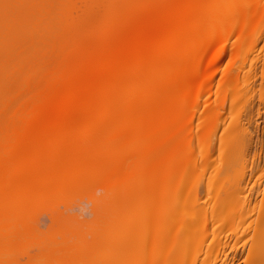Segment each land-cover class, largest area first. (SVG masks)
Returning a JSON list of instances; mask_svg holds the SVG:
<instances>
[{
  "label": "bare ground",
  "instance_id": "obj_1",
  "mask_svg": "<svg viewBox=\"0 0 264 264\" xmlns=\"http://www.w3.org/2000/svg\"><path fill=\"white\" fill-rule=\"evenodd\" d=\"M61 1L59 4L54 3V0H0V123L3 125L2 122H6L9 126L5 130L12 134L2 137L3 142H0V233L11 236L12 231L5 227L10 223L9 216L18 219L31 201L48 199L64 189L95 181L104 188L108 187V195H114V214L120 224L115 248L123 257L128 253L134 256L133 260H137L140 254H136L135 258V250L139 251L143 243L142 248L147 244L150 245L147 246L149 249L152 247L157 252L158 249L161 250L165 264L167 261V264H218L224 250L229 247L226 238H222V232L229 230L236 240L231 248L246 239L251 259L248 264H264V195L258 202L254 200V203L245 196L247 170L250 171L249 176H253L256 169L261 171L258 172L259 177L264 174V168L259 169L260 156L257 160L259 167L256 164V169L253 168V161L250 170L247 169L246 164L251 162L247 160L245 153L249 146L250 131L247 133L244 126H239L241 115L234 117L236 113L231 117H238V121L229 125L234 121L230 118V123L224 125L225 122L222 121L221 126L217 115L224 120L223 114L227 112L225 108L221 114L217 101L214 106H209L210 109L205 108V112L201 114L203 116L199 115V118L204 117L202 125L199 124L194 129H203L196 134L192 131V114L195 108L198 109L195 103L199 102L196 98L209 91L211 86L206 81L210 79L205 77L204 81V74L207 68L212 69L224 58L223 45L232 35H229V31H234L237 26L240 29L247 27L241 30L242 34H238L240 29H236L239 36L233 41H241L237 45L238 42L234 43L233 52L242 50L248 44L244 42L248 40L246 37L252 39L248 44L252 50L256 46V36V43L264 41V38L261 39L264 34L260 35L264 33V29H259L264 27V0H173L171 8L172 0H167L169 7L164 4L159 7L161 10L155 9V14L141 23L134 22L135 25L130 23L131 26L128 24L125 27L126 24L119 20L120 24L111 26V31L124 30L127 33L125 29L130 28L127 31L129 34L133 32L131 38H117L114 33V40H108L106 45L103 40L105 36L88 43L80 35L84 33H76L78 30L74 31V22L78 18L74 19L72 15L69 17V1ZM183 1L186 2L185 5L182 4ZM175 2H181L184 6H175ZM161 11L166 14L165 17L158 16ZM66 12H69L68 17H64ZM73 24L74 29L71 27ZM66 27H71L72 30H66ZM60 29L64 31L61 33ZM27 30L30 34L26 35H32V38L24 37ZM102 30H107V27H102ZM120 32L116 36L121 35ZM244 33L249 36L244 37ZM224 34L227 35V40ZM21 37L27 38V41ZM64 39L66 44L63 43ZM61 42L65 45L64 48L60 46ZM97 43L102 48H97ZM74 56H79L80 59H75ZM237 57L241 55L238 54ZM244 57L239 59L240 64L232 57V67L225 71L227 76H224L226 78L223 82L226 80L231 88L236 84H233L234 79L238 80L241 73L242 78L245 73L246 78H250L249 74L255 73L259 65V57ZM25 61L29 62L24 63ZM235 61L238 65L233 66ZM23 63L27 66L25 70L28 65L33 66L34 70L29 67V72L36 69L32 74L40 70L37 76L34 75L40 78L29 75L32 80L38 81V85L33 86L34 89L45 86L47 93L42 88L38 89V93L37 90L32 93L34 89L30 87L32 91H29L28 82L31 79L29 75L26 77V72H21L24 69ZM48 63L52 66L55 64V68ZM261 64V68L257 69L264 70V57L261 58ZM16 68L29 78L26 79L28 81L17 78L18 81L15 78L18 82L14 83L9 75L12 70L17 74L19 71ZM261 72L264 73L259 71L260 74ZM42 76L44 83L40 85L43 82ZM45 77H51L50 80L47 79L49 82L45 81ZM21 81L26 84L19 86ZM249 88H244V95ZM41 89L47 94L44 93L45 97ZM27 90L30 95L35 94L31 95L33 98L41 93V98L37 96L39 102L35 97L36 103L31 104L32 98H28V94L23 95ZM23 96L28 100L24 98L22 101ZM15 97L19 98L17 101L20 105H16V102L13 104ZM233 98L232 103L235 101ZM244 102L246 105V100ZM15 105L19 107L17 114L15 113L18 120L17 116L13 118L15 114L10 119H3L6 118L8 109L9 112L11 108L16 109ZM201 111L202 109L200 113ZM256 112L259 113V110ZM207 113L209 115L206 116ZM229 114H226L225 119ZM194 140L198 143L200 140L201 145L204 143L203 150L200 144L197 145L201 147H197V152L202 150L198 152L199 157H194L198 155L192 147L196 145L193 144ZM255 154L253 156L256 158ZM228 172L233 173V180L226 184L223 179ZM201 174L208 175L206 182L205 175L202 178ZM193 175L197 177H192ZM249 178L246 183L253 177ZM198 179H203L205 183L198 182ZM189 180H195L190 183L192 186L189 185ZM253 187H249L250 192ZM201 194L206 198L204 201L201 200ZM144 222H147L146 227L145 224L142 225ZM145 229L150 230V238L145 236L148 232ZM221 230L223 231L219 232ZM218 233L222 235L219 237ZM143 235L148 241L144 242ZM71 255L69 254V258ZM156 255L158 259L162 256ZM123 257L120 255V258ZM150 257L153 258L150 255L146 260ZM149 260H144L143 263L148 264Z\"/></svg>",
  "mask_w": 264,
  "mask_h": 264
},
{
  "label": "rangeland",
  "instance_id": "obj_2",
  "mask_svg": "<svg viewBox=\"0 0 264 264\" xmlns=\"http://www.w3.org/2000/svg\"><path fill=\"white\" fill-rule=\"evenodd\" d=\"M60 1L61 0H54V3L58 2L60 4ZM65 1L66 2L69 1L68 4H70V6L68 5L67 8L70 7V15H69V12H68V14L66 12V15L64 17H68L67 15H69V17H70L72 15L73 18L74 17L75 18H78V19H75L74 18L76 20V22H74L75 29H74V24H73V26H71V27H73L74 31L75 30L76 31L78 30L76 33H84L83 35L82 34H80V35L83 36L84 37L83 39H86V41L88 40V43L90 41H97V39L98 40L103 39V36H105V38L103 39L104 42H105V45L108 43V40H112V39L114 40V37H113L114 36L113 35L114 33H115V37L121 38V39H129V38H131V36L133 34V32H132V34H129L130 32L127 31V29H130V28H127V29L124 28L127 33H124V30L121 31V32L120 31H117L118 33L117 32H113V31H111L112 30L111 29V26H117L120 23H124V24H126V26L125 25H123V26L127 27V25L130 24V23H132V25H135V24H133L134 22L136 24L141 23V22H143L145 20V18L148 19V17H152V15L155 14L154 13V10L155 9H157V8H159L161 6H164V4H166V2L168 3L167 0H77V1L76 0L75 1L74 0L73 1L72 0H64V2ZM172 2H173V0L171 1V3ZM97 3H100V4H97ZM180 3L181 2L176 3L175 6H177V4H179V6L181 5V7H183L186 2L185 3H184V1L182 2V4L184 3L183 6ZM66 4L67 3H65V6H66ZM73 5H74V7H73ZM65 6L63 8H64V10L66 9L65 11H67V8ZM166 6H168V5L166 4L165 7ZM172 6H173V3L170 5V8ZM178 7H177V9H178ZM173 8H176V7H173ZM79 10H80V14H79ZM157 10L159 11L161 9L159 8ZM162 10H164V9H162ZM68 11H69V9H68ZM87 11H88V13H87ZM164 14H162V11H161V13L160 12L158 13V16H164L165 17L166 14L165 15ZM64 17H63V19H68V18H64ZM161 18H163V17H161ZM150 19L151 18H149V20ZM119 20L121 21L120 23L118 22ZM149 20H147V21H149ZM151 21H153V20H151ZM130 26H131V24H130ZM210 26H209V28H210ZM100 27H101V30H99ZM102 27L103 28L104 27H107V30H102ZM239 27H240V24H239ZM244 27H241V29H240L237 26L236 29L237 30L240 29L239 32L236 29H234V31H229L230 33L228 32V30L225 29V31L227 33H229V35H231V34L232 35L229 38H227L228 39V41H226L227 43L225 45H223V47H225L226 49L224 48V55H222L224 58L222 57L223 58V59H221L222 61L220 60L219 61V64L217 66L215 65L212 69L207 68V71L204 74L205 75L204 78H203L204 81H205V77L207 79H210L209 81L208 80H206V81L211 86H210L209 91H206V93H204V94L202 93L203 95L200 94L201 96L199 95V97L196 98V101L198 102V100H199V102L198 103H195V104H197L196 106H198V109L195 108L196 114H194L195 112H193V114L191 113L192 115L195 116V117L193 116L194 122L192 120V122H193V129H192V131H193L194 134H196L197 131L199 132L200 130L203 129V128H201L200 130L199 129L197 131L195 130L197 127H199L198 126L199 124L202 125V122H203V119H204V117H200L199 118V115L200 116H203L201 114H203V112H205L204 111L205 108L208 107L207 109H210L209 106H212V105L214 106L215 105V102L217 101L216 102V105L218 106V110L221 111V114H223L225 110H226L225 112H227V113H224L225 115L223 114V116H225V118H226V114H229V112L232 113V114H229L230 116L228 115L229 117L227 116V119L224 118V120L222 119L223 118L222 116L217 115L219 118H217V117L216 118H217V120L220 119V121H218V123L221 124V126H223V124L224 125H227L228 123H230L228 121L230 118L231 119H234V121L232 120L231 123L229 124V125H231L233 122H235V120L238 119L239 115H241L239 117V119L242 120V121H240L239 119H238L239 121L237 120L239 122V126L240 127H243L244 126V128L247 130V133L250 131L249 134H248L249 135L248 137H250V138H248L249 139V146H248V148H247V150H246L245 153H246V156H247V160L249 159V161L251 160V162L250 163L248 162V164H246V165H248V168L247 169L250 170V168H251L250 165L254 161V164L253 165H255V166L252 165L253 168L257 167L258 164H259V166H260L259 169L262 170V168H264V118H262V117H264V73L261 72L262 74H260L259 71H264V70H259V69L261 68V65H262L261 64V58L264 57V47H262V45H264V41H258V43H256L257 36L255 34H253L254 36H256V41L254 40L255 41L254 43L256 44V46L254 47L252 45L254 47V48L251 47V48H253V50H252L248 46V44H250L249 42H251L252 39L250 40L251 37L250 38L246 37L247 34L244 33L245 34L244 37H246L248 39L247 41L245 40L244 42H246V43L248 42V44H245V45L242 44V46L244 45L243 46L244 48L243 47H241V48L245 49V52L247 50V52L245 53L243 51V49L242 50L240 49V51L238 49V52H236V51L233 52L234 51L233 49H235V48L232 47V46H234V43H236L238 41H241V39L239 37L238 39H240V40H238V41H236V40L233 41V40H234V38L236 39V37L239 36V35L237 36V32H238V34H242L241 32L244 30ZM70 28H67L66 27V30L67 29H70ZM209 28L207 27V29H209ZM246 28L247 27H245V29ZM258 28H259V26H258ZM64 29H65V27H64ZM259 29L262 30V29H264V27L259 28ZM71 30H72V28H71ZM209 30L207 31V33L209 32ZM256 30H258V29L256 28ZM59 31H61V33H62L64 30L60 29ZM210 31H212V30H210ZM262 31H264V30H262ZM29 32L30 31L27 30L24 33L26 35V34H30ZM70 32H72V31H70ZM119 32L121 33V35L116 36L117 34H119ZM122 32L124 34H122ZM250 32H251V30H250ZM61 33H60V35L62 36L63 34H61ZM65 33H66V31H65ZM67 33H68V31H67ZM259 33H260V31H259ZM69 34H71V33H69ZM256 34H257V32H256ZM262 34H264V33H260V35H262ZM33 35L35 37V34L34 33H33ZM60 35L58 34V36L61 38ZM224 35H225L224 37L226 39V36L227 35L226 34H224ZM27 36L28 37H31L32 35H26L24 37H27ZM56 36L54 38H56ZM247 36H249V35H247ZM67 37H68V35H67ZM21 38H23V37H21ZM21 38H19V39L21 40ZM262 38H264V35H262L261 39ZM26 39L23 38V40L27 41ZM65 41L66 40L64 39V42L63 43L66 44ZM67 41H68V39H67ZM224 42H225V40H224ZM63 43L60 44V46L62 48H64V46H65ZM254 43H251V44H254ZM92 44H94V43H92ZM237 44H239V42L236 43V45ZM91 47H93V45ZM96 47L97 48H102V45H99V43H97ZM227 49H228V51H227ZM254 49H256V50H254ZM232 52H233V54H231ZM235 53H237V54H235ZM247 53H248L249 56L251 55L253 57V55H254V56H257V57L260 58V60L258 59V62H259L258 64L259 65L257 67L259 69L256 68L255 73H251V75L249 74L248 77H250V78H246V76H247L246 73L244 74L245 77L242 78L243 77L242 76L243 74L241 73L239 75V77H238V80L236 78V79H234L235 82H233V84L236 83L235 86L237 85L238 86V89H237V86L236 87L234 86V87L231 88V86L229 87L228 83H226V80H225V82H223L224 78H226L224 76H227V74H225L227 72V69L228 68L230 69L232 67L231 65L233 64V62H230V60H232V57L233 58H236L238 56V54H239V55H241V57H237L238 59L236 58V60H238L237 62L239 63V59L241 60L244 57V55H245L246 58L249 57L248 55H246ZM230 56H231V58H230ZM245 57H244V59H245ZM250 57L248 59H251ZM77 58L80 59L79 56L75 57V59H77ZM248 59H247V62H248ZM14 61H13V64H14ZM73 61H75V60H73ZM26 62L28 63L29 61H25L24 63H26ZM54 62L56 63V60H54ZM229 62L231 64H229ZM24 63H23L22 66H24ZM51 63H53V62H51ZM238 63H236V61H235L233 66H235L236 64L238 65ZM54 65L53 66L50 65V66H52V67L55 68L56 65L55 66ZM72 65H70V67H72ZM28 66L33 69V66L32 65L31 66L28 65ZM29 67H28L27 70H25L27 68V66L25 65L24 66V69L21 70V72H23V71H24V73L26 72L25 73L26 77L29 74L32 75L33 77H34V75L37 76L38 75V72L40 70H38L36 74H32V73H35L36 69H35V71H32V69H31L30 72H29V69H30ZM51 69H53V68H51ZM208 69H210V70H208ZM15 70H17V72L18 71L19 72L16 74V72L14 70H12L10 72V75H9L10 77L12 76L11 77L12 79H14V83L18 82L20 79H22L23 81H28L26 79H29L30 78L31 79L30 80V83L28 82V84L30 86L28 85V89H29V87L31 89H34L33 86L36 85V84L38 85V81H36V79H33L32 80V77H30V75H29V78H26L24 76V74L20 72V69H17L16 68ZM71 70H73V68H71ZM69 72H70V69H69ZM19 73L21 75H19ZM20 76H22V77L20 78ZM23 76H24V78H23ZM36 76L34 78H38L39 77V76L38 77H36ZM42 77H43V80H41V81H43V82H41L39 79H37V80H39L41 82V83L39 82L40 85L42 83H44V76H42ZM15 78L16 79L18 78L19 80L17 79L18 81H16ZM50 78L49 77L46 78L45 81H47V79L50 80ZM23 81H21L20 84L18 83L19 86H21L22 84L23 85L26 84V82L23 83ZM32 81H34V84L32 83ZM47 82H49V81H47ZM242 82L245 85L244 84H241ZM13 85H15V84H13ZM16 86H13V87H16ZM242 86L244 88H247V87L249 88V86H250V88L248 90V92H250V94H248V92L246 90V93L248 95L245 94V95H247V96H245L244 95V93H245L244 90L245 89ZM42 87L39 86V88H35L34 89V92L31 89H29V91H32V93H35V90H37L36 92L38 93V89L40 90V88H42ZM253 87H254V89H253ZM240 88H241V90L243 89V91H241ZM42 89H45V86ZM42 89H41V93L43 95L45 93V91L42 90ZM235 89H237V90H235ZM228 90H229V92H228ZM47 91H48V89L46 90V93H47ZM27 92H28V90H27ZM27 92H25L23 95L28 94L29 96H27V95L26 96L28 98H30V99L32 98V103L31 104H33V103L35 104L36 103V99H37V102H39L40 99H38V97L41 98V96H40L41 93H39L37 95L38 97L35 96L37 98L34 99L35 97L33 98L32 96H34L35 94L32 95V93H31V95H32L31 96L29 94V92L28 93ZM45 94H44V97L47 95V94L46 95ZM235 94H237V95H235ZM239 94L242 95V96H240ZM26 96H23L22 101H23L24 98H26V100H28V98ZM242 97H243V99L241 100ZM42 98H43V96H42ZM232 98L236 102L233 101V103H232V100H231ZM18 99L15 97V99L12 100L13 104H15L14 102H16V105H17V103H18V105H20L19 101H17ZM30 99H29V102L31 101ZM245 100H246V105L244 104L245 103L244 102ZM222 102L224 103V105H223ZM248 102H249V104H248ZM219 103H222V104H219ZM16 105H15V107H16ZM220 105L222 107L223 106L224 107L221 109V106ZM231 105H233L232 108L234 110L235 109H237V110H235V111L232 110L231 109ZM236 105H237V107H236ZM245 106L247 107V110H246V107ZM219 107H220V109H219ZM243 107H245V108H243ZM214 108H216V106ZM18 109H19V107L18 108L16 107V109L15 108H11L10 109L11 110L10 111L11 113L9 112V109H8V113L6 111V118H3V119H10L11 116H13ZM201 109H202V111H201L202 113H200V110ZM230 109L234 113L231 112ZM252 109H254V110H252ZM12 110H13L14 113L12 112ZM257 110H259V113L256 112ZM220 111H219V113H220ZM240 111H242V112H240ZM213 113L215 114V112H213ZM16 114L14 115L13 118L15 119L16 116H17V119L16 120H18V115H16ZM244 114H246L247 116L244 115ZM207 115H209V114L207 113L206 116ZM233 115H234V117L235 116H238V117L237 118H232ZM211 116H212V113H211ZM213 116L215 118V115H213ZM248 116H249V118H248ZM251 116L253 117V119H252ZM19 118L21 119V117H19ZM251 119H252V121H251ZM204 121L206 122V118H205ZM209 121H211V119H209ZM213 121H215V119ZM222 121L225 122V123H223ZM237 121H236V123H237ZM247 121H249L250 123L247 122ZM2 123H3V125H1V123H0V126H3V127H0V129H1L0 130V142L2 140V137L12 136V134H10L8 131L5 130L9 125L8 124H5L6 122L5 123L2 122ZM15 124L17 125L18 123H15ZM4 125H5V128H4ZM203 126H205V125H203ZM191 127H192V125H191ZM2 142H3V140H2ZM252 142H254V143H252ZM194 143H196V145H193L192 147H193V149L195 148V151L198 154V152L200 150L197 152V147H198V149H200L201 147L199 148V146H197V145L200 144V146H202L204 143L202 142V145H201L200 140H199V143L197 142V140H194L193 144ZM253 147H254V149H253ZM203 148H204V146H202V150H203ZM255 150L257 151V154H255L256 153ZM196 153H194V154H196ZM253 154L257 155L256 158H255V156H253ZM196 156L199 157V154L198 155H195L194 157H196ZM259 156H260V158H259V161L260 162L257 161ZM257 162H259V163L257 164ZM246 163H247V161H246ZM256 164H257V166H256ZM255 169H253V172L255 171ZM249 172L247 170L246 177L247 178L253 177V178H251V179L249 178L251 181L248 180V183H249L248 184V183H246L247 182V178L245 177L246 181H245V184L244 183L243 184H244V186L247 184V190H246L247 193H245V196L247 195L249 197L251 203H254L255 202L254 200H256L258 202L259 200L262 199L261 196L264 195V193H262V192H264V184H262V183H264V174L261 175L262 177H259L261 171L258 170V169H256V171L253 173V176H249L250 175ZM258 172H260V173H258ZM196 173H198V171ZM197 175L196 176L193 175L192 177H197ZM204 175H202V178H203ZM207 177H208V175H205V177H204L205 182L207 181ZM221 178H224V177H221ZM190 179H193V178H190ZM195 180L197 181V179H195ZM195 180H193V181H195ZM202 180L203 179H200V180L198 179V182L199 181H200V183L204 182V180L203 181ZM232 180H233V173L232 172H228V174L225 177V179H223V181L226 184L229 183V182H231ZM255 180H257V181H255ZM193 181L192 180H189L188 183H189L190 186H192L190 183L193 182ZM194 184H195V182H194ZM194 184H193V186H194ZM105 185H107V184H105ZM195 185L198 186L199 184L196 183ZM252 185L254 187H253V190L250 192V188H251ZM257 186H258V188H257ZM106 187L105 188L102 187L100 185V183H97L95 181H90V182L84 183L83 185H79V186H75V187H71V188L64 189V190L56 193V195L53 196V197H51V198H48V199H46V198H38L34 202L31 201V203H29V204L26 205L25 209L23 210L22 215L20 217H18V219H14V218L10 217L11 216L10 215L9 216V222L10 223L7 226H5V227H8L6 229H10V232L12 231L11 236L9 237V236H6V235H2V233H0L1 234L0 235V264H69V263H71V264H107L108 262H109L108 264H110V262H111V264H128L127 262H129V264H138V263L139 264H145V262L143 263V261L145 260L147 262L149 259L150 260L153 259V262H152V260L151 261L149 260L148 264L150 262H152L150 264H165V262H164L165 259L162 258L163 257V254H161V252H160L161 250L158 249L159 252H157V249L155 251L151 247L150 248V249H152V251H151L152 254H151L150 253V249L148 248L150 245L148 246L146 243H145L146 246H144L145 244L143 245L144 248H142V244L143 243L141 244V249L139 251L142 252V253H140L138 251V249H137L138 252L135 250V252H136L135 253V258L137 257V255H139V254L141 255V256L139 255L137 257V260L136 259L133 260L134 258L132 259V257H134V256H130L128 253L126 254V257H127V255L129 257V258L127 257L128 259L126 257H123L121 253L120 254L118 253L119 250H117V248H115V247L117 246L116 243L118 241L117 236L119 237V234H120V232H119L120 231V228H119L120 224L118 223V220L116 219V216L114 214V200H115L114 195H112V194H109L108 195L107 194L108 187L107 188ZM245 189H246V186H245ZM248 191H249V193H248ZM201 195H200V197H202L201 200L204 201L203 199H206V198H205V196L203 194H201ZM250 195H252V196H250ZM145 223H147V222H144L142 225H144ZM14 225L16 226V228H13ZM147 226L150 227V225H148V224H147ZM247 226H248V224H247ZM145 227H146V224H145ZM246 227H245V229H246ZM118 228H119V230H118ZM146 231H148V229ZM149 231L146 232L147 234L145 235V236H147V238H150L149 237L150 236L149 235ZM222 231L223 230H221L219 232H222ZM110 233L112 234L113 237L110 236L111 235ZM143 234H145V233H143ZM222 234H224V235H222ZM222 234L221 233L220 234L218 233V236L220 237L222 235L223 240H225V238H226L227 244L229 243L228 244L229 247H227L224 250L225 253L223 252L224 255H222L220 257L221 259L218 262V264H224V263L225 264H227V263L228 264H230V263H232V264H248L249 263V260H251L250 257L248 256L249 242L246 241V239H243V240H241L239 242L238 245L237 244L236 245H233V248H234L233 249V248H231V245H232V243H235V241H236L235 240V235L233 236L232 233L229 232V230H226L225 233L222 232ZM227 234H228V236L226 237ZM143 238H144V242L145 241H148L147 238L144 237V235H143ZM236 238H237V235H236ZM150 240L151 239H149V241ZM244 240L246 242H244ZM209 241L210 240H208V242ZM243 242L246 243V245ZM230 248H231V250H230ZM111 249L114 250V251H112ZM66 250L68 252H66ZM69 251H73V253H71V252L69 253ZM145 251H146V253H145ZM153 251H154V253H153ZM226 251H227V254H226ZM155 253L156 254H160L162 256L161 257L159 256V259H158L157 258L158 255H156ZM69 254L70 255L73 254V255H71V257L69 258ZM117 254H119V255L117 256ZM120 255L123 258H120ZM150 255L153 258L150 257L149 259L146 260V258H148ZM140 258H141V261L142 262L139 260ZM223 258H224V260H223ZM154 259L157 260V261H155ZM158 260H159L160 263L158 262ZM116 261H118L119 263L116 262ZM167 262H166V264H167Z\"/></svg>",
  "mask_w": 264,
  "mask_h": 264
}]
</instances>
